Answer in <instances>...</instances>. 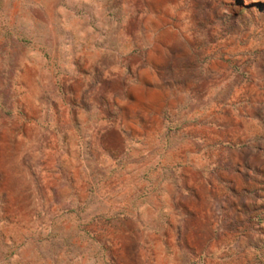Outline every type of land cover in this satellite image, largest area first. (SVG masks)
<instances>
[{
  "label": "rangeland",
  "instance_id": "374dc122",
  "mask_svg": "<svg viewBox=\"0 0 264 264\" xmlns=\"http://www.w3.org/2000/svg\"><path fill=\"white\" fill-rule=\"evenodd\" d=\"M0 264H264V0H0Z\"/></svg>",
  "mask_w": 264,
  "mask_h": 264
}]
</instances>
